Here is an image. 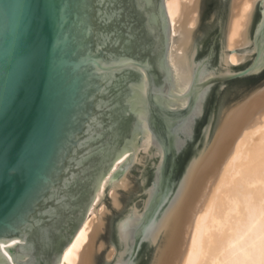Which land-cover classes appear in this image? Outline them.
<instances>
[{
  "label": "water",
  "instance_id": "95a60500",
  "mask_svg": "<svg viewBox=\"0 0 264 264\" xmlns=\"http://www.w3.org/2000/svg\"><path fill=\"white\" fill-rule=\"evenodd\" d=\"M238 3H182L171 35L165 0H0V264H59L110 175L81 264H185L264 122V0L229 51Z\"/></svg>",
  "mask_w": 264,
  "mask_h": 264
},
{
  "label": "bare ground",
  "instance_id": "6f19581e",
  "mask_svg": "<svg viewBox=\"0 0 264 264\" xmlns=\"http://www.w3.org/2000/svg\"><path fill=\"white\" fill-rule=\"evenodd\" d=\"M235 1L239 3L233 7L229 51L236 49L252 8V0ZM193 2L165 0L171 35L180 17L181 4L192 6ZM148 141L149 131L145 130L140 144L143 150ZM127 157L128 153L119 158L113 170ZM110 177L103 182L83 224L63 250L59 264L83 262L96 232L97 214L105 208L101 203L96 213L95 205ZM113 192L110 189V195ZM185 264H264V122L245 130L241 136L205 209L197 217Z\"/></svg>",
  "mask_w": 264,
  "mask_h": 264
},
{
  "label": "rangeland",
  "instance_id": "374dc122",
  "mask_svg": "<svg viewBox=\"0 0 264 264\" xmlns=\"http://www.w3.org/2000/svg\"><path fill=\"white\" fill-rule=\"evenodd\" d=\"M138 150H139V151H143V149H142V145L139 146V149H138ZM128 156H129V154H128ZM123 162H124V161H123ZM123 162H122V163H123ZM122 163H121V164H122ZM108 197L111 198L110 190H109V192H108ZM104 205H105V203H104Z\"/></svg>",
  "mask_w": 264,
  "mask_h": 264
}]
</instances>
